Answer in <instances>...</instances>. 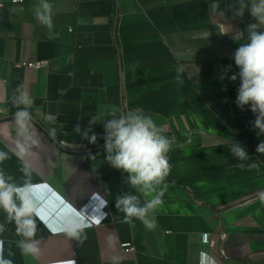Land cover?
<instances>
[{"label": "crops", "instance_id": "crops-1", "mask_svg": "<svg viewBox=\"0 0 264 264\" xmlns=\"http://www.w3.org/2000/svg\"><path fill=\"white\" fill-rule=\"evenodd\" d=\"M11 1L0 0V152L8 156L0 170L18 186L29 179L22 169L30 170L26 197L37 205L39 252L21 250L25 238L0 208L4 257L12 264H264V153L256 150L264 134L248 106L235 103L239 78L221 79L229 65V77L239 71L233 54L256 22L248 9L236 16L238 0H48L49 27L38 19L40 0ZM34 61L46 65L15 66ZM20 87L30 97L25 133L15 119L24 106L12 102ZM113 110L150 115L172 141L152 228L124 223L115 208L118 195L139 193L106 162L103 122L89 123ZM234 142L247 160L232 155ZM73 218L89 225L83 243L65 232ZM123 242L135 251L122 250Z\"/></svg>", "mask_w": 264, "mask_h": 264}, {"label": "clouds", "instance_id": "clouds-1", "mask_svg": "<svg viewBox=\"0 0 264 264\" xmlns=\"http://www.w3.org/2000/svg\"><path fill=\"white\" fill-rule=\"evenodd\" d=\"M239 7L235 10L236 16H243L245 8L248 14L256 21L249 23L248 40L235 50L233 60L239 71L228 76L231 65L222 69L221 79L236 81L239 78V86L235 103L238 108L244 110L248 106L254 114V129L257 134H264V0H238ZM52 6L48 0H40L37 6V16L40 22L51 26ZM183 69L178 68L180 72ZM14 105L20 108L15 114L16 124L21 133L28 131L31 122V113L28 111L30 97L22 87L16 89L12 98ZM109 119L102 116L93 117L89 122L95 125L103 122L104 152L106 162L113 168L127 174V184L136 190L137 194L126 192L118 195L115 200V208L124 213V223L131 224L134 219L140 220L146 227L154 225L149 219L150 214L162 203V196L167 189L165 183L170 173L168 152L172 141L163 134L161 129L150 115L138 111H129L118 114L113 110ZM79 132V126L76 127ZM91 131V128H89ZM84 138L91 144L97 143V134L84 133ZM21 151H23V146ZM257 152L264 153V141L257 145ZM232 155L239 161L247 160L248 153L243 146L234 142L230 146ZM7 153L0 152V162L7 159ZM91 159L95 160V156ZM243 166V165H241ZM29 179L22 186L12 182V177L0 170V208L7 214L10 221L16 224L17 234L25 239L19 242V247L25 254L37 255L39 248L37 242L32 239L35 235V201L26 197L30 183V170L22 169ZM141 197H144L143 202ZM86 220L73 218L69 226L65 228L66 234L80 243L86 239L85 229L88 227ZM134 226V225H133ZM2 231V228H0ZM0 264H12L10 259L3 255V241H0Z\"/></svg>", "mask_w": 264, "mask_h": 264}, {"label": "built area", "instance_id": "built-area-1", "mask_svg": "<svg viewBox=\"0 0 264 264\" xmlns=\"http://www.w3.org/2000/svg\"><path fill=\"white\" fill-rule=\"evenodd\" d=\"M25 0H12V4H22ZM46 65L44 61H34V62H19L16 63L15 66L17 69L23 68H33V69H41ZM264 141V140H263ZM121 249L124 251H135V247L131 242H123L121 243Z\"/></svg>", "mask_w": 264, "mask_h": 264}, {"label": "rangeland", "instance_id": "rangeland-1", "mask_svg": "<svg viewBox=\"0 0 264 264\" xmlns=\"http://www.w3.org/2000/svg\"><path fill=\"white\" fill-rule=\"evenodd\" d=\"M262 28H264V26H262Z\"/></svg>", "mask_w": 264, "mask_h": 264}]
</instances>
